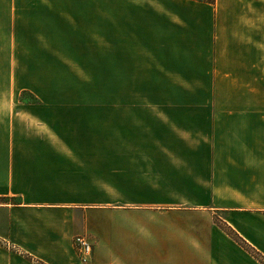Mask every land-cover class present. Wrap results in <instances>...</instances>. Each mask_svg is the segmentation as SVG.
Here are the masks:
<instances>
[{"label":"crops","instance_id":"0c3cea01","mask_svg":"<svg viewBox=\"0 0 264 264\" xmlns=\"http://www.w3.org/2000/svg\"><path fill=\"white\" fill-rule=\"evenodd\" d=\"M66 1L0 0V264H264V0Z\"/></svg>","mask_w":264,"mask_h":264},{"label":"rangeland","instance_id":"374dc122","mask_svg":"<svg viewBox=\"0 0 264 264\" xmlns=\"http://www.w3.org/2000/svg\"><path fill=\"white\" fill-rule=\"evenodd\" d=\"M109 0H67L66 9L61 10L62 13L67 14L64 28L70 30L74 27L85 33H92L97 26L93 21L84 22L78 19H89L93 18L95 14H105L107 12L106 3ZM75 3L71 6L70 3ZM84 2L91 4L86 5ZM77 4V5H76ZM74 20V23L72 22ZM64 78L62 83V75ZM60 77L62 83V90L68 95L73 94H84V95H100L105 96L106 94V70L105 69H66V70H34V78L31 81L33 85L44 94L49 92L58 91L54 89V86L58 84V80L55 76ZM55 80V81H54ZM56 83V84H55ZM55 84V85H54ZM20 86H22L20 84ZM57 86V85H56ZM60 89V91H62ZM38 91V93H40ZM23 93V92H22ZM40 93V94H41ZM102 98V97H100ZM102 103V102H100ZM105 116V113H99V116Z\"/></svg>","mask_w":264,"mask_h":264},{"label":"built area","instance_id":"2783aa9c","mask_svg":"<svg viewBox=\"0 0 264 264\" xmlns=\"http://www.w3.org/2000/svg\"><path fill=\"white\" fill-rule=\"evenodd\" d=\"M74 244H75V248H76V251L79 255L80 260L82 262H85L91 253V244L88 242V240L84 236H75L74 237ZM4 245L6 248H8L12 251H16V252L19 251L15 246H13L11 244H8L5 242ZM34 263L42 264L35 259H34Z\"/></svg>","mask_w":264,"mask_h":264},{"label":"trees","instance_id":"16d2710c","mask_svg":"<svg viewBox=\"0 0 264 264\" xmlns=\"http://www.w3.org/2000/svg\"><path fill=\"white\" fill-rule=\"evenodd\" d=\"M197 1H201V2H207V3H213L214 0H197ZM232 236L234 238H236V240L242 244L243 246L245 245L246 246V243H244V241L242 239H240L239 237H237L235 234L232 233ZM247 249L250 251V252H253L256 257H258V259H260L261 261H263L264 259L261 257V255H259L256 251H253L251 248L247 247Z\"/></svg>","mask_w":264,"mask_h":264}]
</instances>
